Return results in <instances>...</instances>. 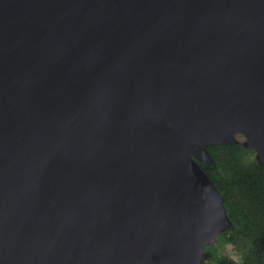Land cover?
<instances>
[{
	"label": "water",
	"instance_id": "1",
	"mask_svg": "<svg viewBox=\"0 0 264 264\" xmlns=\"http://www.w3.org/2000/svg\"><path fill=\"white\" fill-rule=\"evenodd\" d=\"M238 134L264 163V0H0V264H204Z\"/></svg>",
	"mask_w": 264,
	"mask_h": 264
},
{
	"label": "trees",
	"instance_id": "2",
	"mask_svg": "<svg viewBox=\"0 0 264 264\" xmlns=\"http://www.w3.org/2000/svg\"><path fill=\"white\" fill-rule=\"evenodd\" d=\"M207 151L213 164L199 162L222 195L231 226L217 239L239 248L241 261L218 254L213 243L205 250L216 264H264V163L249 158L253 152L241 142L209 144Z\"/></svg>",
	"mask_w": 264,
	"mask_h": 264
},
{
	"label": "rangeland",
	"instance_id": "3",
	"mask_svg": "<svg viewBox=\"0 0 264 264\" xmlns=\"http://www.w3.org/2000/svg\"><path fill=\"white\" fill-rule=\"evenodd\" d=\"M238 141L240 142L241 140H243L242 136L241 135H237L236 136ZM253 152V151H252ZM249 158H254V154H250ZM263 164V163H262ZM213 244V247H215L218 251V254H221V255H225L227 256L228 258H231L235 261H241V253L239 251V248L230 243V242H224L222 241L221 239H215L214 242H212ZM204 264H216L215 261H210L208 263H204Z\"/></svg>",
	"mask_w": 264,
	"mask_h": 264
}]
</instances>
